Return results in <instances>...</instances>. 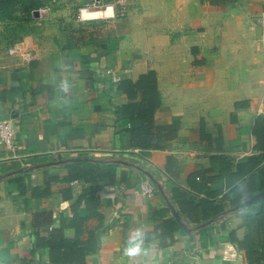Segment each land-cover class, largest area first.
<instances>
[{
    "label": "crops",
    "instance_id": "1",
    "mask_svg": "<svg viewBox=\"0 0 264 264\" xmlns=\"http://www.w3.org/2000/svg\"><path fill=\"white\" fill-rule=\"evenodd\" d=\"M92 3L116 8L115 0H49L17 26L15 37L35 48L26 62L0 42V120L12 119L14 128L13 149L0 147V264H51L37 234L61 226L74 236L70 205L84 185L71 184L68 201L57 186L48 196H33L32 188L46 174L65 175L63 164L74 160L59 161L78 157L115 163V183L98 192L105 228L87 264H243L228 241L229 229L244 233L238 214L219 219L203 239L181 215L183 230L161 246L152 210L168 206L171 187H184L195 165H210V155L240 160L253 152L251 125L264 114V0H127L122 15L81 17ZM108 69L132 80L156 72L162 105L154 122L176 132L166 149L131 147L127 132L141 122L115 110L130 100ZM202 120L209 141L201 139ZM145 178L156 185L151 197L138 189ZM224 186L219 179L207 189ZM78 214H87L84 204ZM98 224L91 218L85 226ZM136 246L141 250L131 253Z\"/></svg>",
    "mask_w": 264,
    "mask_h": 264
},
{
    "label": "trees",
    "instance_id": "2",
    "mask_svg": "<svg viewBox=\"0 0 264 264\" xmlns=\"http://www.w3.org/2000/svg\"><path fill=\"white\" fill-rule=\"evenodd\" d=\"M9 5V0H0V12ZM116 91L127 95L130 102L115 106L117 112L140 120L137 128L128 130L130 145L138 149L164 150L168 142L176 136L175 129L169 124L156 125L154 114L162 105V96L158 89L157 75L154 70L140 74L137 79L121 78L116 83ZM237 104V103H236ZM251 133L255 136L253 152L245 159H233L220 152L210 155V165H195L187 177L185 186L173 185L170 189V204L186 223L198 227L223 213L230 212L240 216L239 226L244 228L241 238L236 235V227L229 229L228 241L241 251L243 264H264V196L258 201L237 210L236 205L252 197L264 189V114L257 115L251 125ZM202 140L209 141L211 134L200 122ZM219 151L223 142L221 133L215 137ZM115 163H102L91 158L79 159L63 164L65 175L46 174L41 186L32 188L33 196H48L50 189L57 186L64 200L73 197L71 182L76 181L84 186L77 198L71 202V225L74 236L68 238L63 234V227L52 228L46 237L37 234L36 244L47 248L46 257L51 264H87V258L96 256L99 251L100 235L103 226L102 214L99 211V191H105V185L115 183ZM171 155H167L164 170L170 172ZM123 172L121 178L123 179ZM223 179L224 189H207V185ZM103 181V184L95 183ZM93 182V183H92ZM85 205L87 214L80 216L78 209ZM245 209L254 210L245 213ZM43 215V214H42ZM154 220L153 233L160 238L161 246H166L173 235L183 230V225L172 214L170 207L152 210ZM97 218L99 224L87 228L86 222ZM50 223V222H49ZM212 221L196 228V236L203 239L207 228L213 227ZM224 226L222 222L220 227Z\"/></svg>",
    "mask_w": 264,
    "mask_h": 264
},
{
    "label": "built area",
    "instance_id": "3",
    "mask_svg": "<svg viewBox=\"0 0 264 264\" xmlns=\"http://www.w3.org/2000/svg\"><path fill=\"white\" fill-rule=\"evenodd\" d=\"M126 2L127 0H115V9H113L112 6L95 7V3H92L91 5L80 10V16L85 18H94L102 16L115 17L117 14L122 15L125 12ZM93 10L94 12H99V14L83 16L84 12H93ZM6 53L8 56L16 57L21 62H26L35 55V48L29 41L18 40L8 46ZM106 73L111 75V80L113 83H117L120 80V77L112 73L111 70L108 69ZM13 138L14 128L12 119L0 120V147L3 146L7 149H13ZM75 183L76 181L71 182V184ZM138 189L143 196L151 197L155 193L156 185L151 179L145 178L139 181Z\"/></svg>",
    "mask_w": 264,
    "mask_h": 264
},
{
    "label": "rangeland",
    "instance_id": "4",
    "mask_svg": "<svg viewBox=\"0 0 264 264\" xmlns=\"http://www.w3.org/2000/svg\"><path fill=\"white\" fill-rule=\"evenodd\" d=\"M49 0H9V5L0 12V42L8 45L14 41H18L16 34L21 30L18 27L23 25L32 17V11L41 9ZM79 10L75 12V17L78 16ZM88 14L83 13V16ZM23 31V30H22ZM22 38L20 37L19 40Z\"/></svg>",
    "mask_w": 264,
    "mask_h": 264
},
{
    "label": "water",
    "instance_id": "5",
    "mask_svg": "<svg viewBox=\"0 0 264 264\" xmlns=\"http://www.w3.org/2000/svg\"><path fill=\"white\" fill-rule=\"evenodd\" d=\"M32 15L33 16H39L40 15V13H39V10L38 9H35L33 12H32ZM79 160V159H87V158H81V157H78V158H68V159H64V160H60L59 162H66V161H69V160ZM152 180V179H151ZM153 181V180H152ZM154 182V181H153ZM155 183V182H154ZM264 196V189H262L261 191H259L258 193H256L255 195H253L252 197H250V198H248V199H246L245 201H243V202H241V203H239L238 205H236L232 210L234 211V210H237V209H242V208H244V207H246V206H248V205H250V204H252V203H254V202H256V201H258L261 197H263ZM167 204H168V206L170 207V209H171V211L173 212V214L176 216V218L178 219V221L183 225V226H185L184 224H183V222H182V220H181V218H180V215H179V213H178V211L170 204V202H167ZM229 213L230 212H226V213H223L222 215H219V216H217L216 218H214V219H212V220H209V221H206V222H204V223H202L201 225H199V226H205V225H207V224H209L210 222H212V221H218L219 219H222L223 217H225V216H227V215H229ZM198 226V227H199ZM198 227H195V228H198Z\"/></svg>",
    "mask_w": 264,
    "mask_h": 264
},
{
    "label": "clouds",
    "instance_id": "6",
    "mask_svg": "<svg viewBox=\"0 0 264 264\" xmlns=\"http://www.w3.org/2000/svg\"><path fill=\"white\" fill-rule=\"evenodd\" d=\"M140 250H141V249H140L139 246H136L134 249H129V251H130L131 253H138Z\"/></svg>",
    "mask_w": 264,
    "mask_h": 264
},
{
    "label": "bare ground",
    "instance_id": "7",
    "mask_svg": "<svg viewBox=\"0 0 264 264\" xmlns=\"http://www.w3.org/2000/svg\"><path fill=\"white\" fill-rule=\"evenodd\" d=\"M88 14H85L84 16H88V15H96V14H99V12H87Z\"/></svg>",
    "mask_w": 264,
    "mask_h": 264
}]
</instances>
